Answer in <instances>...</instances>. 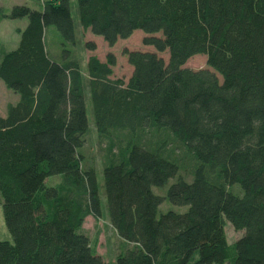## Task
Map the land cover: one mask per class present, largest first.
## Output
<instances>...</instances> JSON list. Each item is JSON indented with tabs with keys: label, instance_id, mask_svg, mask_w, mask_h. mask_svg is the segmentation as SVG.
Returning <instances> with one entry per match:
<instances>
[{
	"label": "trees",
	"instance_id": "1",
	"mask_svg": "<svg viewBox=\"0 0 264 264\" xmlns=\"http://www.w3.org/2000/svg\"><path fill=\"white\" fill-rule=\"evenodd\" d=\"M72 2L0 8V24L28 22L16 49L0 42L17 95L0 116L13 239L0 264H264V0ZM137 31L155 52L123 51L127 82L114 53L83 57L97 51L87 34L113 49ZM198 55L207 67L187 68ZM89 217L119 237L115 263L84 232ZM228 223L244 233L234 243Z\"/></svg>",
	"mask_w": 264,
	"mask_h": 264
},
{
	"label": "rangeland",
	"instance_id": "2",
	"mask_svg": "<svg viewBox=\"0 0 264 264\" xmlns=\"http://www.w3.org/2000/svg\"><path fill=\"white\" fill-rule=\"evenodd\" d=\"M73 6H76V0H72ZM25 5L30 7L33 10L40 11L42 9L43 0H0V8L11 10L14 6ZM76 13V12H75ZM27 19L15 20V21H5L0 24V42L4 44L8 50H14L18 47L20 43V34L18 29H25L27 26ZM55 29L52 28L48 35V47L53 51L55 49L54 44ZM145 33L143 31H137L134 35L128 40L120 41L113 49H110L109 46L104 42L100 37H93L91 34L86 35V41L95 42L97 44V51L94 53L86 52L83 54V57L88 58L89 56L95 55L98 56L101 61H106L107 55L112 52L116 55L118 59V64L115 68V76L119 79H124L126 82L132 76L133 68L129 65L127 58L123 55L125 49L129 51H142V52H155L154 47L145 46L143 44V39L145 38ZM164 59L168 61V53L163 55ZM187 68L194 70H200L207 67V57L205 55H198L193 57L186 64ZM17 100V95L8 89L4 82L0 80V116L4 117L7 115V109L9 104ZM90 107V106H89ZM89 119L92 120L91 116ZM92 145L89 146L90 152H96L97 144L95 143V137L91 136ZM96 156V153H92ZM98 164L100 165V158L96 156ZM103 167L97 169L98 179L103 185ZM60 177H53L49 179V185H53L54 182H59ZM171 185V184H170ZM169 185V186H170ZM169 186H166L164 189H154L155 193L158 195H167ZM163 211L176 210V211H185V208L174 207L169 203H166L162 206ZM84 232L90 236L94 241L96 238L99 240L98 251L102 255L106 262L115 263L117 253L120 251L121 241L119 237L114 233L110 226H108L104 221L96 220L93 217H89L84 224ZM226 232L228 240L230 243H234L240 237L243 236V232H236L230 223L226 225ZM0 241L13 242V239L6 227L4 214L2 206L0 205Z\"/></svg>",
	"mask_w": 264,
	"mask_h": 264
}]
</instances>
